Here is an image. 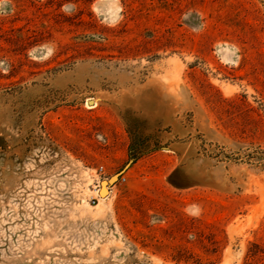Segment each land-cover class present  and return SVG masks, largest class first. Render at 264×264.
<instances>
[{"label": "rangeland", "instance_id": "rangeland-1", "mask_svg": "<svg viewBox=\"0 0 264 264\" xmlns=\"http://www.w3.org/2000/svg\"><path fill=\"white\" fill-rule=\"evenodd\" d=\"M0 264H264V0H0Z\"/></svg>", "mask_w": 264, "mask_h": 264}, {"label": "bare ground", "instance_id": "bare-ground-1", "mask_svg": "<svg viewBox=\"0 0 264 264\" xmlns=\"http://www.w3.org/2000/svg\"><path fill=\"white\" fill-rule=\"evenodd\" d=\"M114 177L115 176H112L108 179V181L101 183L99 190L97 191V195L99 196V198L103 199L108 194V186L106 183L112 180Z\"/></svg>", "mask_w": 264, "mask_h": 264}, {"label": "trees", "instance_id": "trees-1", "mask_svg": "<svg viewBox=\"0 0 264 264\" xmlns=\"http://www.w3.org/2000/svg\"><path fill=\"white\" fill-rule=\"evenodd\" d=\"M142 155L141 151L133 150V159L137 160Z\"/></svg>", "mask_w": 264, "mask_h": 264}, {"label": "built area", "instance_id": "built-area-1", "mask_svg": "<svg viewBox=\"0 0 264 264\" xmlns=\"http://www.w3.org/2000/svg\"><path fill=\"white\" fill-rule=\"evenodd\" d=\"M99 170H100V172H103V167H100ZM121 180H122V181H125V177L122 176V177H121Z\"/></svg>", "mask_w": 264, "mask_h": 264}]
</instances>
